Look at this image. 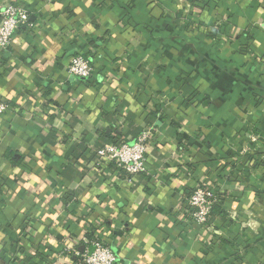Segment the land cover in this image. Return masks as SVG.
Here are the masks:
<instances>
[{"label":"crops","instance_id":"1","mask_svg":"<svg viewBox=\"0 0 264 264\" xmlns=\"http://www.w3.org/2000/svg\"><path fill=\"white\" fill-rule=\"evenodd\" d=\"M9 2L31 26L0 50V264H79L62 249L96 236L115 264H264V0ZM144 127V172L99 163Z\"/></svg>","mask_w":264,"mask_h":264},{"label":"built area","instance_id":"2","mask_svg":"<svg viewBox=\"0 0 264 264\" xmlns=\"http://www.w3.org/2000/svg\"><path fill=\"white\" fill-rule=\"evenodd\" d=\"M30 15L20 3L9 2L0 8V50L7 49L13 35L21 27H30ZM264 30V21L259 23ZM67 73L69 76L87 80L92 73L89 56L76 53L70 57ZM9 109V104L0 99V115ZM151 138V128L144 127L133 142H110L97 150L99 163L112 162L128 176L138 175L145 171V154ZM218 190L209 183L195 186L183 205L190 221L208 228L213 208L220 203ZM88 246L81 252L76 247L65 245L62 254H72L79 264H115L117 256L110 246L97 236L89 240Z\"/></svg>","mask_w":264,"mask_h":264},{"label":"trees","instance_id":"3","mask_svg":"<svg viewBox=\"0 0 264 264\" xmlns=\"http://www.w3.org/2000/svg\"><path fill=\"white\" fill-rule=\"evenodd\" d=\"M113 142H115V141H113ZM215 208H213V210H214ZM213 210H212V212H213Z\"/></svg>","mask_w":264,"mask_h":264}]
</instances>
